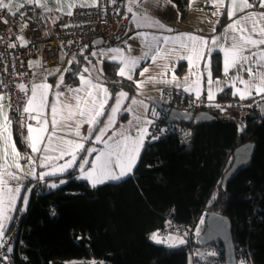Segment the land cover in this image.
Wrapping results in <instances>:
<instances>
[{"label":"trees","instance_id":"trees-1","mask_svg":"<svg viewBox=\"0 0 264 264\" xmlns=\"http://www.w3.org/2000/svg\"><path fill=\"white\" fill-rule=\"evenodd\" d=\"M122 1L116 0L120 12ZM172 1L185 18L188 0ZM101 68L109 104L120 89L133 93L132 82L117 75V64L105 61ZM211 71L213 76L221 73L218 53L211 57ZM71 75L67 73V79L74 84ZM235 100L228 90L221 92L215 104L205 107L217 118L188 124L186 139L176 130L147 139L132 174L119 180L90 188L87 179L78 176L81 158L89 162L84 168L90 166L92 135L72 170L41 183L28 180L34 183L28 203L21 212L17 206L6 229V234L13 229L16 233L10 250L13 264H188V249L197 245V235L171 247L154 242L151 233L168 215L184 225L198 223L202 232L201 212L209 201L211 210L229 218L236 250L254 264H264V114L258 109L264 94L244 100L240 109L231 105ZM125 117L123 112L118 118ZM15 134L23 148L17 130ZM247 141L255 143L250 164L222 188L233 149ZM221 255L224 260L223 248Z\"/></svg>","mask_w":264,"mask_h":264},{"label":"crops","instance_id":"crops-1","mask_svg":"<svg viewBox=\"0 0 264 264\" xmlns=\"http://www.w3.org/2000/svg\"><path fill=\"white\" fill-rule=\"evenodd\" d=\"M106 0H95V6L88 7H102L104 6ZM250 3L254 4L253 8L246 9L245 12H264V8L259 6L258 0L254 3L253 0H249ZM4 3H10L11 8H5L10 12H21L28 14L30 10L34 7H42L50 12H52L56 18L65 19L68 16L67 4L75 3L77 6L81 4L92 5L93 0H4ZM122 5L124 6L123 10L129 14L128 20V35L126 40L120 46H108L101 45L96 46L93 42L85 46V48L79 54H72L67 60L66 64L63 66H48L41 67L38 59H33L29 62V65L32 69V82L34 85H39L46 83L50 85V88L46 93V105L42 110V115L38 116L35 120V123L32 125L34 128L40 127L43 120H47L48 131L44 133V140L40 143L41 151L32 152L31 148L23 149L17 144L16 141V130L15 124L10 116V110L8 106V100L6 93L0 88V97H3V100H0V104L3 105L4 110L7 112L9 119L12 121L11 133L12 141L15 143V147L20 154V159L18 163L20 168L17 169L14 166L9 168V171L15 174L18 179H12L5 177L8 182V186L12 189L16 187L20 188V192L16 194V199L14 207L11 209L14 212L17 206H22V200L26 194V191L29 187L33 188L34 183L27 184L28 180H35V183H41L45 178H51L63 175L70 170H72L78 160L79 152L83 149L76 151V159L71 168H68L64 172H57L55 175H47L49 172L55 171L60 166L66 164L68 160L71 159L70 155H64L61 157L60 149L64 147L63 141H73L80 142L85 145L87 139L92 135L94 139L95 134L101 126H105L106 117L108 116L109 109L113 105V101L116 93L112 97V101L109 104L110 93L107 86L102 82L101 79V64L102 62L108 61L117 64L116 73L118 75L119 68L122 67L119 56L115 52H109L110 49H121L124 57L136 58L138 59V64L135 69L132 71L131 75L132 80H129L133 84V93L125 99L124 103L121 105L122 110L126 113V117L123 119L124 122L132 120V123L126 130H121L119 120H115L114 123L107 128L104 133V141L108 143H113L116 140H119L121 137L117 133H125L133 138L139 136L138 129H144L146 134L143 137L142 146L138 152L137 158L135 160L134 166L131 170V173L134 170V167L138 161L140 153L143 149L145 142L147 141L148 136V127L150 124L149 114L152 110H155L161 102L160 90L165 87H171L175 89L182 90L189 96L202 99L207 104H215L218 95L228 90L231 97L235 98L236 101L243 102L244 100L257 96L264 93H257L255 89H252V95L247 96L245 99H241L239 94L236 93L237 89L244 90V85L239 83L238 80H235L237 76L242 77L244 80H250L251 77L246 71V68L251 66L254 71L264 72V66L258 67L255 63V59L249 61L247 64H238L235 67L229 69L227 73L224 72V50L230 47L232 41V35H238V33H232L227 29V26L231 24L234 20L239 19L245 12H237L235 16L230 17L228 15V10L231 7V0H224V7L219 8L216 4L213 3V0H188V10L185 18L181 19L179 11L172 0H135V2H130V0H123ZM131 7L132 11L129 12L128 9ZM120 8V7H119ZM118 8V9H119ZM73 8L71 9V11ZM214 13H217L214 15ZM134 15L138 18L144 16L150 17L152 20L157 21L159 26H147V24L142 20H135ZM222 19V21H221ZM139 23V26H138ZM24 28V27H23ZM169 29L171 31H169ZM181 34H190L197 37L198 39L202 38L206 41V44L200 49L203 58L197 61L199 67L194 68L190 64L187 57L191 55L187 50L181 47L178 42V37ZM19 37H23L26 40V30L25 28L19 34ZM186 41V37H185ZM215 41V42H214ZM25 42V41H24ZM260 49H264V45H260L259 48L251 47L245 51V55H249L252 52H256ZM171 53L167 55L166 59L159 58L158 54ZM92 53H97L93 56ZM101 53H108V55H101ZM218 53L221 56V73L218 76H213L211 71V57L213 54ZM80 57L78 58L77 56ZM117 56V59L113 60L111 57ZM155 57V59H154ZM69 61H74L69 63ZM33 62V64H32ZM168 65V71L161 75L164 72L162 65ZM180 66V68H179ZM51 67H66L67 72L61 76L63 77V82L61 83V78L58 79L53 72H48L47 69ZM88 69L85 72V69ZM147 68L148 71L144 73L143 76L140 73ZM199 72V96L194 90H187L192 85V82L197 79L195 75H191V72ZM209 71L211 72V80L213 83L210 85L209 80ZM67 73H72V79L76 80V83H70L68 81ZM84 75L86 78L91 79L93 83L102 84L103 87L107 88L109 97L107 103L104 105V115L99 117V122L92 125L91 129L88 123L81 122L79 127V135H77L75 130L76 120H85L86 117H80L77 115L74 120L64 122V126H57L53 129L51 120L52 112L51 107L53 104L57 106L58 112L64 109V105H72L73 108L76 105L75 96L79 95L83 97L87 89L82 84L80 76ZM175 75L176 80L173 81L172 77ZM119 76V75H118ZM121 77V76H119ZM149 77H155V80L150 81ZM128 80L126 77H121ZM187 78V82H186ZM235 80V83H234ZM142 81V85L137 87V82ZM163 81H169L167 83ZM218 82V83H217ZM59 85V86H58ZM211 89L214 92V100L209 101L208 99V89ZM74 89H82L80 92H74ZM57 93H62V95L57 97ZM128 93V92H127ZM32 92L28 95L25 100V107L27 106L28 99L31 97ZM133 99L137 103H133ZM147 100V101H145ZM142 103H139L141 102ZM225 103V102H220ZM219 103V104H220ZM32 116H36L35 112L30 113ZM133 116V118H132ZM58 121L60 117H57ZM70 125V126H69ZM121 130V131H120ZM51 136V141L48 140V137ZM49 147L47 152L44 151L45 146ZM96 151L94 152L90 166L87 168H82L86 157L80 159L79 166V177L86 178L89 187L93 186V181L87 178V173L91 169L92 162L96 161V157L102 152L106 151L105 143H100L96 146ZM10 151V150H9ZM72 150L69 149V152ZM2 149H0V156H2ZM29 157L31 159H29ZM47 157L48 159H45ZM113 163L110 166V174L113 176H118L120 174V168L116 166L115 157L112 158ZM9 163H11V156L8 157ZM3 163V160L0 159V164ZM29 173H33L29 175ZM45 174L41 179V174ZM128 174V175H130ZM125 175L122 178L128 176ZM104 182L106 181H116L119 179H107L106 176L99 177ZM100 184V183H97ZM13 216L9 219L10 224ZM7 225V227H8ZM7 229V228H6ZM6 229L4 233L6 232ZM4 239H2L3 241Z\"/></svg>","mask_w":264,"mask_h":264},{"label":"built area","instance_id":"built-area-1","mask_svg":"<svg viewBox=\"0 0 264 264\" xmlns=\"http://www.w3.org/2000/svg\"><path fill=\"white\" fill-rule=\"evenodd\" d=\"M256 1L253 0L254 3ZM118 8L116 0H106L102 7L76 6L72 10V15L66 16L65 19L56 18L52 12L42 7H34L28 14L0 9V88L7 95L8 106L11 105L10 116L24 149L30 148L26 141L27 125L35 123L33 116L24 112L25 100L33 88L29 62L38 59L41 67L63 66L72 54H79L86 45L99 38L108 46L122 45L128 35L129 14L118 11ZM106 13H111L112 16L108 17ZM23 27L26 30V40L21 43L18 36L23 31ZM20 85L25 86L24 91H21ZM160 95L159 106L149 114L147 139L158 137L171 130H176L186 139L191 133L189 126L184 124L180 128H175L179 126L177 123H167L169 111L176 109L195 114L205 110L208 104L202 99L193 98L182 90L171 87L162 88ZM219 105L225 107L226 103ZM231 105L243 107V102L235 100ZM210 206V201L205 204L201 218L211 210ZM166 219L163 226L151 233V237L156 233L165 241L158 243L151 238L158 244L166 245L169 237L191 241L193 236L200 233L198 223L184 225L170 215ZM15 234L13 229L0 243V264H13L10 250ZM221 251L222 246L217 243L205 246L190 244L188 264H225ZM236 259L237 264H254L242 251L236 250Z\"/></svg>","mask_w":264,"mask_h":264},{"label":"snow or ice","instance_id":"snow-or-ice-1","mask_svg":"<svg viewBox=\"0 0 264 264\" xmlns=\"http://www.w3.org/2000/svg\"><path fill=\"white\" fill-rule=\"evenodd\" d=\"M30 2V0H29ZM130 2H135V0H130ZM213 3L219 8L224 7V0H213ZM259 6L264 8V0H258ZM75 3L67 4V8L69 9L67 14L72 15L71 9L76 7ZM81 7L95 6V0H93L92 5L81 4ZM254 4L250 3L249 0H231V7L228 10V15L230 17L235 16L236 13L245 12L246 9L253 8ZM11 8L10 3H4V0H0V9ZM129 12L132 11L131 7L128 9ZM217 13H214V15ZM15 15V13H14ZM135 20L142 19L147 26H159L157 21L152 20L150 17L144 16L142 18H138L134 15ZM7 23V21H3ZM27 26L26 24L24 25ZM139 26V23H138ZM227 29L232 33H238V35L231 36V45L230 47L224 50V72L227 73L230 68L237 66L238 64H247L249 61L255 59V63L258 67L264 66V49H260L256 52H252L249 55H245V51L250 49L251 47L259 48L260 45H264V12H245V15L240 17L239 19L234 20L231 24L227 26ZM169 31H171L169 29ZM186 37V41H185ZM21 43H24L23 37L19 38ZM181 47L187 50L191 55L187 57L190 64L194 68L199 67L197 61L203 58L200 49L206 44L202 38L198 39L195 36L190 34H181L180 37L177 38ZM215 42V41H214ZM14 47V45H10ZM109 52H115L119 56L120 62L122 63V67L119 68L118 75L121 77H126L128 80H132L133 77L131 75L132 71L135 69L138 64V59L124 57L121 49H110ZM171 53L158 54L159 58L166 59L167 55ZM93 56L97 55V53H92ZM101 55H108V53H101ZM113 60L117 59V56L111 57ZM155 59V57H154ZM74 61H69V63H73ZM164 70L161 75L168 71V65L164 64L161 66ZM67 71V70H66ZM85 72L88 71L86 68ZM148 69L145 68L140 75L143 76ZM246 71L249 73L251 77L250 80H244L242 77L237 76L235 80H238L239 83L243 84L244 90L237 89L235 94H239L241 99L247 98V96L252 95V89H255L256 92L264 93V72L254 71L253 67L249 66L246 68ZM191 75H195L197 79L192 82V85L187 90H194L197 93V97L199 96V72L193 71ZM209 80L208 83L211 85L213 81L211 80V72L209 71ZM150 81L155 80V77H149ZM80 80L82 84L85 86L87 91L83 97L77 95L75 96L76 105L73 108L72 105L66 104L64 105V109L58 112L57 106L55 104L51 107L52 112V126L55 129L58 125L64 126V122L72 121L75 119L77 115L80 117H86L87 119L81 121L76 120L75 130L77 135H79V127L81 122H86L89 124L90 129L91 126L99 122V117L103 116L104 113V105L107 103V99L109 97V93L107 88L103 87L102 84L93 83L91 79L86 78L84 75L80 76ZM172 80L175 81L176 77L173 75ZM234 80V83H235ZM63 82V77H61V83ZM165 83L169 81H163ZM187 82V78H186ZM142 81L137 82V87L142 85ZM218 83V82H217ZM59 86V85H58ZM21 91L25 90L24 85L19 86ZM50 88V85L46 83H42L39 85H34L32 88V95L28 99L27 106L24 108V112L31 113L35 112L37 115L33 116V119H36L38 116L42 115V110L46 105V93ZM74 92H80L82 89H74ZM62 95V93H57V97ZM127 98V94L124 92H120L116 96V103L111 107V115L108 116L107 123L104 128L100 129V134L95 136L97 141L103 142L106 145V151H102L97 157L96 161L92 162L91 169L88 171L87 178L93 181V186L97 183H103L99 177L106 176L107 179H121L123 176L131 173V170L134 166L135 160L137 158L140 147L142 146L143 137L146 134L144 129H138L139 136L133 138L125 133H117L121 138L119 140L114 141L113 143H108L104 141L103 134L107 130L109 126L114 123L115 114L120 110L121 103L124 99ZM215 95L211 87L208 89V99L209 101L214 100ZM0 100H3V97H0ZM133 103H137L135 99H133ZM139 103H142L139 102ZM219 107L218 105H216ZM11 107V105H9ZM60 117L58 121L57 117ZM48 121L43 120L41 122L40 127L34 128L32 125H27L28 135L26 137V141L28 146L31 148L32 152L41 151L40 143L44 140V133L48 131L47 128ZM11 125L12 121L9 119L7 112L4 110L2 104H0V149H2V156L0 159L3 160V163L0 164V236L3 235V230L5 227L4 221L9 219L7 213L14 207L16 194L20 192V188L16 187L12 189L8 186L7 179L5 177H9L12 179H18L14 173L9 171V168L15 167L17 169L20 168V164L18 163L20 159V154L15 147V143L12 141V133H11ZM70 126V125H69ZM51 136L48 137V140L51 141ZM64 147L60 149L61 157L64 155H70L71 159L66 162V164L60 166L53 172L47 173V175H55L57 172H64L68 168L73 166V163L76 159V151L82 149L84 145L80 142L73 141H63ZM69 149L72 151L69 152ZM10 150V151H9ZM49 147L46 145L44 147V151L47 152ZM90 152H95L96 149H90ZM11 156V163H9L8 157ZM113 157H115L116 166L120 168V174L118 176H113L110 174V166L113 163ZM29 159H31L29 157ZM45 159H48L45 157ZM84 163H89L87 160ZM81 167H83L81 165ZM33 173H29L32 175ZM45 174H41V179ZM63 183V181H61ZM57 185L52 184L51 187H56ZM158 243L165 242L161 240L158 234L153 233L152 237ZM168 239H173L169 237ZM179 243H183L182 240Z\"/></svg>","mask_w":264,"mask_h":264},{"label":"water","instance_id":"water-1","mask_svg":"<svg viewBox=\"0 0 264 264\" xmlns=\"http://www.w3.org/2000/svg\"><path fill=\"white\" fill-rule=\"evenodd\" d=\"M96 46L103 45L101 38L93 41ZM261 114H264V100L258 104ZM217 118L214 112L201 110L195 114L190 112H181L171 109L166 119L167 123L197 124ZM255 143L247 141L236 146L232 151V163L225 171L221 180V187L225 188L226 183L238 172L246 168L254 155ZM205 229L197 235L196 243L199 246L220 243L223 248L225 264H237L236 245L232 236V224L229 218L219 212L210 210L204 215Z\"/></svg>","mask_w":264,"mask_h":264},{"label":"rangeland","instance_id":"rangeland-1","mask_svg":"<svg viewBox=\"0 0 264 264\" xmlns=\"http://www.w3.org/2000/svg\"><path fill=\"white\" fill-rule=\"evenodd\" d=\"M18 38H20L19 36H18ZM24 40V39H23ZM21 41V40H20ZM25 41V40H24ZM32 64H33V62H32ZM67 69H66V67H64V68H59V67H51V68H48L47 69V71L48 72H53V73H55V75H56V77L58 78V79H60L61 78V76H63L67 71H66ZM120 92H124V93H126V94H128L127 93V91H125V90H123V89H120L119 91H118V93H116V95H115V98H114V101H113V105L112 106H114L115 105V103H116V96L120 93ZM128 96V95H127ZM124 101H125V99L122 101V103H121V105L124 103ZM145 101H147V100H145ZM245 105V103H243V106ZM111 106V107H112ZM235 108H238V109H240V108H242V107H235ZM124 111L122 110V108H121V106H120V110L115 114V118H114V121L117 119V120H119V115L121 114V113H123ZM112 113H111V108L109 109V113H108V116L109 115H111ZM243 113H239V114H237L236 115V117H238V116H240V115H242ZM227 115V114H226ZM225 115V116H226ZM108 116L106 117V120H105V122L107 123V120H108ZM132 118H133V116H132ZM120 122V124H121V126H120V128H121V130H126V128L127 127H129L130 125H131V123H132V120H130L129 119V121H126V122H124V120L123 119H121V120H119ZM150 125V124H149ZM105 126H101L100 128H99V130L97 131V133L95 134V136L96 135H98V134H100V129L101 128H104ZM112 127V126H111ZM148 129H149V127H148ZM120 130V131H121ZM105 133V132H104ZM95 136H94V139H92L93 140V143L92 144H90L91 146H89V149L88 150H90V149H93V148H96V146L97 145H99L100 143H102V142H100V141H97L96 139H95ZM156 137L154 136V137H152V139H155ZM103 139H104V134H103ZM90 151H88V153H89ZM86 160V159H85ZM30 194H31V187H29L28 189H27V191H26V194H25V196H24V198H23V200H22V206L20 207V210H19V212H21V211H23L24 209H25V207H26V205H27V203H28V200H29V197H30ZM7 215H8V217H9V219H11V217L13 216V210H10L8 213H7ZM9 219H7L6 221H4V224H5V227H4V230H3V235L2 236H0V243H2L3 241H2V239H6V232L4 233V231H5V229L7 228V225H8V223H9ZM204 221V218H201V220H200V222L201 223H204L203 222ZM199 225V224H198ZM199 226H201V225H199ZM199 229H200V227H199ZM12 231V230H11ZM180 240H182L183 241V239H181V238H173V239H169L168 240V242H167V245L168 246H171V247H175V246H177V245H179V244H181V243H179V241ZM12 247V246H11Z\"/></svg>","mask_w":264,"mask_h":264}]
</instances>
